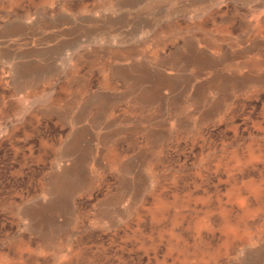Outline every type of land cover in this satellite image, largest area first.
Masks as SVG:
<instances>
[{"label": "rangeland", "instance_id": "obj_1", "mask_svg": "<svg viewBox=\"0 0 264 264\" xmlns=\"http://www.w3.org/2000/svg\"><path fill=\"white\" fill-rule=\"evenodd\" d=\"M15 2L0 0V23L30 4ZM257 26L237 71L233 58L197 66L171 103L180 120L150 132L143 172L117 157L75 184L0 65V264H264V18Z\"/></svg>", "mask_w": 264, "mask_h": 264}, {"label": "crops", "instance_id": "obj_2", "mask_svg": "<svg viewBox=\"0 0 264 264\" xmlns=\"http://www.w3.org/2000/svg\"><path fill=\"white\" fill-rule=\"evenodd\" d=\"M29 2L0 23V65L72 184L87 168L111 173L117 157L143 172L150 132L180 120L171 103L197 66L233 58L237 71L234 53L264 18V0H44L39 10Z\"/></svg>", "mask_w": 264, "mask_h": 264}]
</instances>
